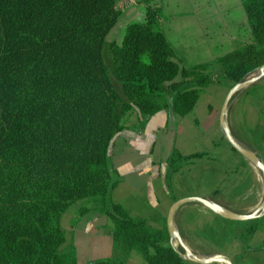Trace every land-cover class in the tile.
<instances>
[{
  "label": "trees",
  "instance_id": "trees-1",
  "mask_svg": "<svg viewBox=\"0 0 264 264\" xmlns=\"http://www.w3.org/2000/svg\"><path fill=\"white\" fill-rule=\"evenodd\" d=\"M120 1L0 0V264H79L74 245L61 251V218L86 199L109 218L114 239L112 258L88 264H126L133 253L148 264H186L165 246L167 230L113 200L111 149L134 109L144 117L193 111L212 83L209 64L180 66L155 0H142L145 19L121 43H107ZM241 1L252 42L217 59L233 85L264 65V0ZM205 155L174 151L168 161L174 171ZM245 223L255 233L263 220Z\"/></svg>",
  "mask_w": 264,
  "mask_h": 264
},
{
  "label": "crops",
  "instance_id": "crops-1",
  "mask_svg": "<svg viewBox=\"0 0 264 264\" xmlns=\"http://www.w3.org/2000/svg\"><path fill=\"white\" fill-rule=\"evenodd\" d=\"M127 2L145 9L142 0ZM178 4L182 9L190 6L189 10L167 24L166 37L169 40L167 33H171L172 46L184 58L194 60L192 66L209 64L212 83L199 89V100L186 116L163 111L144 117L132 110L123 119L128 129L115 137L110 158L118 181L113 200L133 219L167 231L170 209L180 199L201 197L241 214L255 212L264 200L260 170L226 141L220 126L223 103L234 85L225 78L217 59L253 39L242 1L178 0ZM151 6L161 8L160 0ZM216 47L224 52L215 54ZM255 85V92L248 89L234 97L228 124L236 140L264 163V79ZM174 151L183 157L206 155L182 160L172 171L168 160ZM71 208L62 216L61 226L65 245L77 250L78 263L112 258L109 218L97 211L71 216ZM261 219L260 228L250 233L245 222L226 220L203 205L190 203L178 210L175 224L185 245L200 257L223 255L233 264H264V217ZM164 244L182 253L176 240L169 237ZM183 259L186 264H199ZM126 264L148 262L133 253Z\"/></svg>",
  "mask_w": 264,
  "mask_h": 264
},
{
  "label": "water",
  "instance_id": "water-1",
  "mask_svg": "<svg viewBox=\"0 0 264 264\" xmlns=\"http://www.w3.org/2000/svg\"><path fill=\"white\" fill-rule=\"evenodd\" d=\"M264 78V65L259 69V73L257 75L251 76L241 82L236 83L231 90L229 91L220 113V126L223 130V135L226 141L238 152L240 153L246 160L251 162L253 165H255L261 172L263 181H264V163L263 161L258 157L256 153L253 151L247 149L243 145H241L232 132L230 131L229 124H228V114L230 110V104L234 97L238 95L239 93L248 90L253 85H255L257 82L262 80ZM190 203H196L205 206L218 216L234 221V222H249L253 220H258L264 217V200L262 201L259 208L251 213V214H241L234 212L232 210H229L223 206H221L218 203H215L209 199L201 198V197H189L185 199H180L176 201L173 206L170 209L168 219H167V226H168V232L169 236L172 240H176L178 242V245L182 248L184 251V254L181 253V256L185 258L187 261L196 262L199 264H233L230 259L223 255H214L211 257H200L193 253L183 242L182 237L180 236L176 224H175V216L178 210L183 207L184 205L190 204Z\"/></svg>",
  "mask_w": 264,
  "mask_h": 264
},
{
  "label": "rangeland",
  "instance_id": "rangeland-1",
  "mask_svg": "<svg viewBox=\"0 0 264 264\" xmlns=\"http://www.w3.org/2000/svg\"><path fill=\"white\" fill-rule=\"evenodd\" d=\"M220 1L221 0H214L215 3H218ZM128 3L129 2H127V0H121L118 3L117 9L122 12L123 16L121 17L119 23L114 28V30L108 36L107 43H111V42L121 43L123 40V37L125 35L126 28L129 25H131L133 23L144 21L145 9L143 7L141 9H138V7H136L135 4H128ZM160 3H161L160 7H161V17H162L161 20H163V24L161 25V28L164 32H167V24L168 23H171V22L173 23L176 16L179 17L180 15L184 14L186 12V10H189V7H190V6H187L185 9H182V7L179 6V4H178V0H160ZM167 35H168L169 41L171 42V44H173L174 38L172 37L171 33H167ZM245 44H248V42L244 43V44H238L234 47V49L238 48L240 46H243ZM213 50H214L215 54H220L222 51L224 52L223 49L218 48V47L214 48ZM226 50H228V49H226ZM181 51H182V49H181ZM104 57H105V60H106L108 67L110 68V70H112L111 69V56H110V52H109L108 48H106L104 50ZM176 60L180 64L181 67H191L193 62H194V60H189V59L184 58V55L180 51H177ZM258 73H259V70H257L256 72H254L253 74H251L247 78L254 76V75H257ZM115 83H116L117 89L121 92L120 85L117 84L116 81H115ZM257 88H258V85L257 86L253 85V87L249 88L250 89L249 91L255 92L257 90ZM93 207L94 206H93L92 200H90V199L79 201L72 206V208L69 212L70 213L69 215L72 216L74 214V216H75V214L78 212H81V214H82L83 211L86 209H91L90 212L96 211ZM74 211H75V213H74ZM65 224H66V222L64 223V226H66ZM68 239H70V232L69 231H68ZM64 245L61 248V251H63V252L69 250L68 247H70V246H67V245L64 246ZM180 249H181L182 253L184 254V251L182 250V248H180Z\"/></svg>",
  "mask_w": 264,
  "mask_h": 264
}]
</instances>
